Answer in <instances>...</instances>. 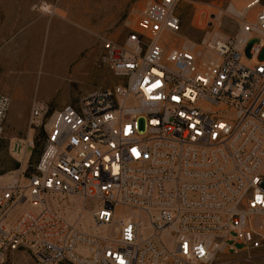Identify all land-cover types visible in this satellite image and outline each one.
<instances>
[{
    "label": "built area",
    "instance_id": "obj_1",
    "mask_svg": "<svg viewBox=\"0 0 264 264\" xmlns=\"http://www.w3.org/2000/svg\"><path fill=\"white\" fill-rule=\"evenodd\" d=\"M180 1L149 0L122 40L103 37L116 80L55 108L33 170L0 180V264L14 250L35 264H211L240 248L264 264V5L229 3L237 32L168 48ZM8 104L0 94V133ZM63 196L93 203L91 230Z\"/></svg>",
    "mask_w": 264,
    "mask_h": 264
},
{
    "label": "rangeland",
    "instance_id": "obj_2",
    "mask_svg": "<svg viewBox=\"0 0 264 264\" xmlns=\"http://www.w3.org/2000/svg\"><path fill=\"white\" fill-rule=\"evenodd\" d=\"M147 1L149 0L34 2L33 7L44 14L47 20L54 18L40 32L38 46L34 45V41H29L26 45L8 48L6 56L0 54V94L9 98L0 133V180L15 169L22 170V177L33 170L41 150L45 126L55 108L65 102H74L93 88L116 80L101 57L102 38L122 40L131 27L138 26L139 9ZM247 1L249 0H181L178 10L180 26L172 34L167 47L176 46L182 41L198 42L208 33L234 34L239 29V23L236 17L231 16L227 7L232 3L237 8H242ZM45 2L51 5L52 13L41 10ZM260 5H264V0H259L253 8ZM55 20L68 22L71 25V39L78 37L80 40L70 44L69 36L63 35L66 26H54ZM9 33L11 42H17L22 34L18 31ZM1 40L0 38V45ZM18 81H25L24 88L20 89L23 92L11 93L13 89L6 85L10 86L11 82L16 84ZM35 106H44L45 115L30 122V113ZM26 137L33 140L25 148L23 139ZM59 203L69 220L83 229L91 230V201L78 196H63L59 197ZM118 213L127 214L129 209L120 208ZM105 230L115 233L116 223L99 229ZM1 264H35V261L29 253L14 250L7 253ZM211 264H263V259L260 250L240 248L219 253Z\"/></svg>",
    "mask_w": 264,
    "mask_h": 264
},
{
    "label": "crops",
    "instance_id": "obj_3",
    "mask_svg": "<svg viewBox=\"0 0 264 264\" xmlns=\"http://www.w3.org/2000/svg\"><path fill=\"white\" fill-rule=\"evenodd\" d=\"M36 1L37 0H0V38L2 39L0 45L1 56H6L8 48L14 45H26L27 42L34 41V45L38 46V41L41 38L40 32L44 29L45 25L54 18L47 20L44 14L38 12L33 7L34 2ZM45 1L51 3L52 0ZM54 26H66V32L63 35L69 36L68 42L70 44L73 45L79 39L78 37L71 39L72 37L70 36L69 31L71 25L68 22L55 20ZM10 31H18L19 33H22L17 42H15L16 40H13L12 42L10 41L12 38L11 33H9ZM57 52L59 53V51ZM12 83L13 82L10 83V86L6 85L8 88L10 87L13 89L11 93L23 92L20 89L22 87L24 88L25 81H18L16 84Z\"/></svg>",
    "mask_w": 264,
    "mask_h": 264
},
{
    "label": "bare ground",
    "instance_id": "obj_4",
    "mask_svg": "<svg viewBox=\"0 0 264 264\" xmlns=\"http://www.w3.org/2000/svg\"><path fill=\"white\" fill-rule=\"evenodd\" d=\"M41 10H42L43 12H50V13L53 12V11L51 10V8H50V5H48L47 3H44V4L42 5Z\"/></svg>",
    "mask_w": 264,
    "mask_h": 264
}]
</instances>
